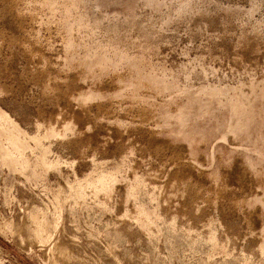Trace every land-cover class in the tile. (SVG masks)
Listing matches in <instances>:
<instances>
[{
  "label": "rangeland",
  "instance_id": "obj_1",
  "mask_svg": "<svg viewBox=\"0 0 264 264\" xmlns=\"http://www.w3.org/2000/svg\"><path fill=\"white\" fill-rule=\"evenodd\" d=\"M0 264H264V0H0Z\"/></svg>",
  "mask_w": 264,
  "mask_h": 264
},
{
  "label": "bare ground",
  "instance_id": "obj_2",
  "mask_svg": "<svg viewBox=\"0 0 264 264\" xmlns=\"http://www.w3.org/2000/svg\"><path fill=\"white\" fill-rule=\"evenodd\" d=\"M231 110L233 111V113L235 115H237L239 112H241L242 110V103L240 101H235V102H232L231 104ZM243 111V110H242Z\"/></svg>",
  "mask_w": 264,
  "mask_h": 264
}]
</instances>
